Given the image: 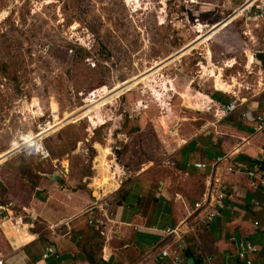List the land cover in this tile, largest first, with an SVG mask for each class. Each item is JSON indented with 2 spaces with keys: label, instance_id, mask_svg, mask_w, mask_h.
Here are the masks:
<instances>
[{
  "label": "rangeland",
  "instance_id": "rangeland-1",
  "mask_svg": "<svg viewBox=\"0 0 264 264\" xmlns=\"http://www.w3.org/2000/svg\"><path fill=\"white\" fill-rule=\"evenodd\" d=\"M242 1L0 0V204L25 220L23 205L51 173L62 182L69 177L88 184L92 195L94 182L102 179L116 187L115 179L121 185L125 175L114 171V162L124 172L137 170L147 158L159 165V147L167 145L162 137L212 121L211 110H197L196 96H205L196 91L212 92L213 85L233 91L236 79L225 82L229 70L216 74L212 66L225 60L208 59L203 51L209 35L229 18L215 34L226 39V50L239 51L244 42L256 47L248 36L239 41L246 28L236 16L239 8L226 18ZM247 21L263 42L260 50L264 21L260 28ZM244 60L237 58L232 68L242 71ZM137 99L143 106L133 111ZM51 114V128L37 133V124ZM132 131L130 141L119 144L121 151L130 148L123 164L111 151L118 133ZM40 138L47 157L28 153L39 148Z\"/></svg>",
  "mask_w": 264,
  "mask_h": 264
},
{
  "label": "crops",
  "instance_id": "crops-1",
  "mask_svg": "<svg viewBox=\"0 0 264 264\" xmlns=\"http://www.w3.org/2000/svg\"><path fill=\"white\" fill-rule=\"evenodd\" d=\"M232 8L233 6L230 10ZM229 19L225 21L228 22ZM225 21L221 28L226 26ZM244 23L246 28H242V32L245 30L246 34L244 37L239 35V41L240 39L244 41L248 36L256 41L257 48L251 49L244 42L241 50L227 51L226 39L215 35L220 28L209 35L207 49L203 51L208 59L217 58L219 55L225 61L228 60L226 64L225 61L221 62L218 67L212 66L217 70L216 74L223 68L229 70L225 82L232 83L233 79H236V83L232 85L233 90L236 95L243 98L234 110L218 120H214L211 110L212 121L206 119L200 127L184 130L182 133L177 128V137H162V141L167 145L162 149L159 147L162 153L159 165L154 164L151 158H147L146 162H141L142 165L133 172L131 170L124 172L122 165L120 171L116 167V171L124 173L125 181L109 197L114 212L112 220L105 221L101 226L87 223L84 215L76 218L74 216L92 202L94 196H98L96 189L98 185L102 184L104 191L107 192L116 188L113 180L106 178L99 184L94 182L95 193L92 195L91 189L86 187L87 183L82 185V182L69 177L62 182L58 174L51 173V176H48L44 173L47 176L34 186V189L41 191L34 192L30 201L23 205L25 212L35 217V227L30 234L21 236L16 244L30 241L11 251L8 241L13 239L14 234L7 227L0 226V264H97L88 262L81 249L85 240L92 242L94 228H99L103 234L99 237L100 244L92 246L99 264H134L142 259H145L146 264H153L148 255L172 242L175 236L168 235L164 230L177 225L181 230H187L182 240L184 249H190L188 254H182V264H186L188 255L193 256L198 264H205L207 256L211 258L212 264H233L236 260V246L229 241L233 234L254 242L257 251L250 254L252 264H264V131L258 133L253 131V123L240 115L243 110L264 114V86L258 85V82L264 81V47L258 49L263 42L259 45L257 41L259 38L253 28L247 26L248 21ZM261 25L264 26V23ZM220 42L224 46L216 48L215 44ZM242 56L245 57L241 65L243 70H237L238 67L232 68L237 58ZM250 56L253 58L252 63H249ZM210 71L212 70L207 71L209 77L213 78ZM210 91L196 92L205 98H212L214 105L218 104L214 97L220 98L221 94L214 89ZM185 95H188L187 92L181 93L180 96ZM196 97H200L196 105L204 99L200 95ZM228 97L227 101L231 96ZM181 118L183 117L179 119ZM191 120H195V116H192ZM161 122L163 123V119ZM211 122L215 125L205 126ZM208 127H212L211 132L206 130ZM135 133L136 131L118 133L121 138L117 136L115 148L119 152L111 151L108 147L114 159L118 157L121 161L122 157L123 164L127 163L130 148L121 151V146L128 143ZM232 151L242 169L225 175L231 188L226 207L220 209L218 215L208 225H197L195 222L197 213L189 212V208L192 201L199 198L209 168H196L187 162L191 160L210 162L217 155ZM254 163L262 172L257 173V177L253 178L255 184H251L245 169ZM60 220L68 221L71 227L68 234L59 235L50 228L51 223ZM254 220L258 222L257 225ZM46 242L53 243L56 251L43 257L41 253Z\"/></svg>",
  "mask_w": 264,
  "mask_h": 264
},
{
  "label": "built area",
  "instance_id": "built-area-1",
  "mask_svg": "<svg viewBox=\"0 0 264 264\" xmlns=\"http://www.w3.org/2000/svg\"><path fill=\"white\" fill-rule=\"evenodd\" d=\"M253 6V7H252ZM240 9V18L243 21L252 20L254 21L255 26H259L260 22L264 21V0H252L249 3H246V0H243L238 6H235L231 9L230 13L226 18L236 9ZM235 18V17H234ZM233 19V18H232ZM232 19H229L227 24H229ZM225 20V19H224ZM226 24V25H227ZM246 34L245 30L244 33ZM248 68V66L246 67ZM259 86H264V81L258 82ZM214 90L227 93L231 97L230 99L224 103H218L214 105V101L212 98L202 99V103H200L198 109L212 110V116L214 120H218L226 114L230 113L232 110L236 108V106L241 103L242 96H238L235 94V91H226L221 88H216L214 85ZM140 106H143L141 101L138 99L135 100V104L133 106V111L139 110ZM242 118L247 121L253 123L252 128L255 132L264 131V114L252 113L247 110H243L240 112ZM53 122V114L45 121L38 123L37 133L40 131L44 132L45 128H48L49 125ZM211 125L214 126L215 123H207L205 126ZM177 132V128L174 129ZM46 134L42 135L45 136ZM42 138V137H41ZM40 138V141H41ZM29 154L39 153L40 157L49 156V152L46 148L43 147L42 141L37 150H29ZM67 162V160H65ZM187 164H191L196 168H209V173L205 175L203 188L200 192L199 198L192 201L191 206L189 208V212H196L197 218L195 222L197 225H208L211 220L218 215L219 210L226 207V200L230 195V184L226 181L225 175L234 172L235 170H241L242 166L239 161L235 158L234 151L222 153L217 155L210 162H206L204 160H191L188 161ZM55 165V164H54ZM64 166H60V173L62 174V169ZM67 173V167H65ZM247 175L250 177L251 184H255L253 180L254 177H257L258 172L260 171L258 165L256 163L252 164L251 167H247L245 169ZM118 174H122L118 172ZM112 175H115V173ZM114 178V176H113ZM121 182V181H120ZM262 183V180H260ZM120 184L118 185V187ZM114 188L109 192L103 190V186H97L96 189L98 191V196H94L92 202L88 203L83 207L78 213L75 214L74 218L79 216H85L87 223L94 224L96 226L104 225L105 221L112 220L114 212L111 208L109 197L116 191L118 188ZM6 205L0 204V209L5 210V214H1L0 210V226L7 227V229L13 232V239L8 241V245L10 250H16L21 244H24L30 240L22 241L16 244L17 240L24 236L25 234H30L31 230L35 227L34 220L35 217L30 215L25 216V220L21 215L13 214L11 209H6ZM257 225L258 222L255 221ZM50 228H52L56 234L65 235L68 234L71 230L70 225L67 220H60L50 224ZM168 235L173 234L175 238H173L172 242L168 245L158 248L156 251L154 250L148 256L151 257L153 264H182V251L184 249L183 243V234L187 232V230H181L179 225L173 228H166L164 230ZM229 241L234 243L236 246L235 250V262L233 264H252V260L250 254L254 251H257V246L254 242L249 239L237 237L236 235H231ZM55 246L51 242H46L43 246V251L41 255L45 257L50 253H55ZM1 262V259H0ZM134 264H146L145 259L139 260ZM205 264H212L211 258L207 256L205 258Z\"/></svg>",
  "mask_w": 264,
  "mask_h": 264
},
{
  "label": "trees",
  "instance_id": "trees-1",
  "mask_svg": "<svg viewBox=\"0 0 264 264\" xmlns=\"http://www.w3.org/2000/svg\"><path fill=\"white\" fill-rule=\"evenodd\" d=\"M218 93H220L221 95H224L225 97H227L226 95L228 94H225V93H222V92H219V91H216ZM229 96V95H228ZM215 98V101L218 103H224L226 102L227 100L226 99H220V98H217V97H214ZM217 98V99H216ZM101 231L99 228H94V232H93V240L91 243L87 242V240L84 241V243L82 244L81 246V249H82V252L83 254L85 255V258L88 260V262H96L97 264H99L98 261H96V257H95V254L93 252V249H92V246L93 245H99L100 244V236H101ZM103 235V234H102ZM190 252V249L189 248H186L184 249V251H182L183 254H188Z\"/></svg>",
  "mask_w": 264,
  "mask_h": 264
},
{
  "label": "bare ground",
  "instance_id": "bare-ground-1",
  "mask_svg": "<svg viewBox=\"0 0 264 264\" xmlns=\"http://www.w3.org/2000/svg\"><path fill=\"white\" fill-rule=\"evenodd\" d=\"M198 25H200V23H198L196 26H198ZM197 30L199 31V29H197ZM252 61H253V58L250 56V58H249V63H250V62L252 63ZM233 86H234V85H233ZM231 87H232V85H231ZM231 91H232V90H231ZM200 103H202V102H199V104H200ZM199 106H200V105H199ZM197 109H198V108H197ZM53 119H54V116H53ZM51 124H52V123H51ZM51 124L49 125L48 128H45V129H44V132L47 131L49 128H51V126H52ZM174 132H175V134H176V131L171 132V134H173ZM106 152H107V151H106ZM106 155H107V153H106ZM106 160H107V156H106ZM107 162H108V160H107ZM62 166H63V163H62ZM115 168H116V166L114 167V171H115L116 173H118L119 171H116ZM118 169H119V168H118ZM62 172H63V171H62ZM115 182H116V184H117L116 187H118L119 182H118L116 179H115ZM100 185L103 186L102 184H100ZM100 185H98V186H100ZM94 190H95V189H94ZM103 190H104V186H103ZM109 191H110V190H109ZM109 191H108V192H109ZM93 193H94V191H93Z\"/></svg>",
  "mask_w": 264,
  "mask_h": 264
},
{
  "label": "water",
  "instance_id": "water-1",
  "mask_svg": "<svg viewBox=\"0 0 264 264\" xmlns=\"http://www.w3.org/2000/svg\"><path fill=\"white\" fill-rule=\"evenodd\" d=\"M117 167L118 165H116V162H114V167ZM186 264H198V261L196 259H194L193 256L188 255V257L186 258Z\"/></svg>",
  "mask_w": 264,
  "mask_h": 264
}]
</instances>
